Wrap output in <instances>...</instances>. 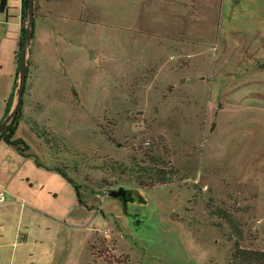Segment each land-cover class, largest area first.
Masks as SVG:
<instances>
[{"label": "rangeland", "instance_id": "obj_1", "mask_svg": "<svg viewBox=\"0 0 264 264\" xmlns=\"http://www.w3.org/2000/svg\"><path fill=\"white\" fill-rule=\"evenodd\" d=\"M19 12L7 0L0 18ZM35 21L15 132L32 156L0 141V244L26 246L13 262L2 249L1 264H230L235 242L264 251V80L232 81L207 56L187 69L177 42L138 58V44L111 31L91 53L51 57ZM204 46L210 57L223 48L215 35ZM15 102L16 90L7 122ZM121 187L133 202L108 196Z\"/></svg>", "mask_w": 264, "mask_h": 264}, {"label": "crops", "instance_id": "obj_2", "mask_svg": "<svg viewBox=\"0 0 264 264\" xmlns=\"http://www.w3.org/2000/svg\"><path fill=\"white\" fill-rule=\"evenodd\" d=\"M65 2L72 5L60 7ZM35 6L46 15L36 18L35 40L40 42L41 37V43L47 42L52 48L50 56L61 53L62 47L63 54L76 49L83 55L91 53L98 31H111L122 34L127 44L137 43L138 58L145 55L144 45L154 44L157 48L153 49L159 50L163 43L177 42L186 45L187 69H197L207 56L211 67L228 74L232 81L240 75L254 76L256 84L264 80V45L256 44L259 33L264 32V23L256 20V13L264 11V0H35ZM14 16L0 18V123L7 119V101L15 95L21 0L20 12ZM214 35L223 48L217 47L210 57L204 44ZM35 74L43 73L36 70ZM22 246L26 243L16 239L0 244V264L2 249L12 248L13 262Z\"/></svg>", "mask_w": 264, "mask_h": 264}, {"label": "trees", "instance_id": "obj_3", "mask_svg": "<svg viewBox=\"0 0 264 264\" xmlns=\"http://www.w3.org/2000/svg\"><path fill=\"white\" fill-rule=\"evenodd\" d=\"M28 0H21V22H22V27H21V38L19 41V50L17 53V63L19 65L20 63V56H21V48H22V44H23V40L22 37L25 36L26 33V29L23 26V23L25 22V19L28 18ZM28 71V70H27ZM17 79V78H16ZM15 90L17 92V81L15 82ZM12 98L13 95H11L10 99L7 101V105H6V111H5V118L8 117V113H9V108H10V104L12 103ZM21 108V107H20ZM4 121V120H3ZM3 121L0 123L2 124ZM21 121V113H20V109L18 111V115L16 116V118L11 121L7 127L6 130H4L1 134H0V141H3L4 143H6L9 146H12L16 149V151L24 156V157H29L32 156V154L28 153L29 150V146L22 140L19 138H15V132L18 126V123ZM155 161V160H154ZM38 163V162H37ZM156 163V161H155ZM154 162H152L153 166H155ZM38 165L40 166V163H38ZM52 170L56 171L57 173L60 174V176L66 180L68 183H70L75 191H76V195L79 198V192H78V185L72 181L65 173L64 171H62L61 169L55 167L52 168ZM153 171H155V169H153L152 171L148 172L146 169L144 171V173H148L150 175H153V180H155L156 183H160V184H165V175H160L159 173H154ZM138 184V189H144L143 187H152L153 184H151L150 181V185L149 184H142L137 182ZM126 189V188H125ZM150 189V188H148ZM127 190V196H126V203H130L133 202V198L131 195V191L130 189H126ZM79 203L82 204V202L79 200ZM217 214V213H215ZM231 225L234 226L233 229H235V233L236 235H240L239 230L236 228V223H234V221L232 220H227ZM230 264H264V251L261 250H254V249H245L242 248L238 242H235L232 249H231V253H230Z\"/></svg>", "mask_w": 264, "mask_h": 264}, {"label": "water", "instance_id": "obj_4", "mask_svg": "<svg viewBox=\"0 0 264 264\" xmlns=\"http://www.w3.org/2000/svg\"><path fill=\"white\" fill-rule=\"evenodd\" d=\"M7 0H0V12H3L5 10ZM28 15H29V27L30 30L25 33L22 48H21V56H20V63L18 66V87L16 92V102L14 105V108L10 114L9 122L6 120L0 124V134L7 129L9 123L13 121L16 116L18 115V111L22 105L23 95H24V89L27 79V68H26V59H27V51L30 46L31 38L33 36V30H34V4L35 0H28ZM108 196L111 198H119L123 201L124 204H126V196H127V190L123 187L117 189V190H111L108 192Z\"/></svg>", "mask_w": 264, "mask_h": 264}, {"label": "built area", "instance_id": "obj_5", "mask_svg": "<svg viewBox=\"0 0 264 264\" xmlns=\"http://www.w3.org/2000/svg\"><path fill=\"white\" fill-rule=\"evenodd\" d=\"M4 201H5V198H4L3 194L0 193V203H2V202H4Z\"/></svg>", "mask_w": 264, "mask_h": 264}]
</instances>
